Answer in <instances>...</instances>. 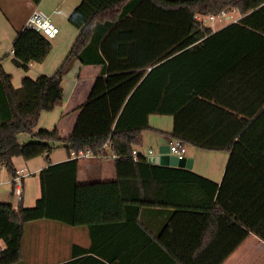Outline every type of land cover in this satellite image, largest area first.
Masks as SVG:
<instances>
[{
	"label": "trees",
	"instance_id": "16d2710c",
	"mask_svg": "<svg viewBox=\"0 0 264 264\" xmlns=\"http://www.w3.org/2000/svg\"><path fill=\"white\" fill-rule=\"evenodd\" d=\"M30 1L38 6L43 0ZM233 10L242 18L218 32L203 22ZM68 22L79 36L54 75L26 76L15 88L0 64V167L16 178L14 158L45 157L49 163L61 148L70 158L40 172L35 207L25 208L23 197L16 209L0 203V264L23 261L25 226L39 221L87 227L91 234L127 226L137 241H147V250L132 260L123 249L110 255L91 235L92 246L66 264H223L250 234L264 240V0H81ZM52 50L51 40L25 27L12 62L28 74ZM76 62L100 68L115 92L126 88L127 74L144 77L123 91L129 98L113 128L92 131L90 121L79 122L67 138L58 129L35 133L41 115L62 103L64 79ZM98 106L103 113L109 108L106 102ZM155 115L173 119L171 137L185 146L228 153L220 186L187 169L151 165L144 157L134 162L133 150L143 147ZM24 135L31 141L23 142ZM106 148L116 156V180L80 184L81 162L72 154L107 155ZM169 170L175 177H164ZM169 184L175 198L160 199L170 193ZM156 208L172 211L158 234L142 222L144 210ZM189 213L220 216V229L230 233L228 246L177 245L178 221Z\"/></svg>",
	"mask_w": 264,
	"mask_h": 264
},
{
	"label": "crops",
	"instance_id": "0c3cea01",
	"mask_svg": "<svg viewBox=\"0 0 264 264\" xmlns=\"http://www.w3.org/2000/svg\"><path fill=\"white\" fill-rule=\"evenodd\" d=\"M80 4L81 0H43L40 5L34 6L30 0H24L22 9L25 14L20 17L16 15L17 11L14 8L7 10L0 3V64L5 72L13 77L15 88L21 87L26 75L36 79L40 75H54L57 73L78 39L79 31L69 24L68 19ZM36 10L48 16L60 28V34L54 40H51L53 50L47 60L41 64H33L30 72L25 75L14 64L15 69L12 68L11 64H9L8 69L6 67L8 65L6 58L11 56V54L13 55V45L18 33L26 27L28 18ZM232 16V19L242 18V15L238 12H235ZM230 17L231 15L224 19L231 21L227 25H207V22H214L208 20L205 21V25L212 28L215 33L234 23L233 20L229 19ZM217 20L222 21V19ZM10 58L11 63H13V56ZM99 74L100 68L83 66L81 63L76 62L73 69L64 79V98L62 103L54 111L41 115L35 133L40 130L53 131V129H58L60 134L67 138L75 133L79 122L85 124L90 121L92 122V131L113 128L129 98L123 91L132 90L139 81H142L144 74H127L128 76L124 79L126 88H119L121 91L118 92H115L114 86L107 81L110 78L109 76L101 78ZM224 90L227 94V87ZM133 91L129 93L132 94ZM120 96L122 97L120 98ZM104 102L107 103L109 108L103 113L98 105ZM152 117H150L152 129L144 133L143 147L140 149L136 148L143 154L147 153L144 151L146 148H148V151L156 152L158 150L159 152V148L162 145L168 144L173 139L171 137L173 119L170 131H165L157 125L156 120H152ZM59 150H55L51 154L49 163L55 165L70 160L67 152L64 154L59 152ZM106 152L110 154L108 148H106ZM211 153L202 156L204 162L199 163L198 170L197 152L189 153L186 158L193 161V167L189 171L220 186L224 179L229 155L227 152ZM80 162L78 170V182L80 184L112 182L117 178L115 164L112 159L90 158L80 160ZM49 163L45 157L31 161H25L20 157L13 159L17 175L21 171L25 175L23 178L22 200V205L25 208L35 207L41 199L39 174L49 166ZM162 173L164 177L165 175L167 177H175L174 171L169 170ZM13 179L6 168L0 167V203L5 202L2 197V194L5 193L8 198L15 200L16 203L9 201V199L7 202L13 204L16 209L20 202L16 197L12 196ZM167 188L171 189L170 193L168 195L163 194L160 199L175 198L176 190L174 184H169ZM171 214L172 211L169 209H146L143 212L142 222L158 234L167 223ZM182 217H184V221H178L174 237L177 245L186 246V244H189L190 246L212 250H221L228 246L230 233L227 228L220 229V223L217 220V217L220 216H201L189 213L188 216ZM120 229L114 225L99 227L94 228L91 234V230L87 227L74 228L52 221L29 223L25 226L24 257L19 264H66L71 262L75 259V252L77 256L80 249H88L92 246L91 235L96 238L97 245L101 249H107L110 255L115 254L114 256H116L123 249L128 255H131L132 260L141 256L148 248L147 241L144 239L137 241L138 238L135 237L134 228L132 227L127 228L126 226ZM75 247L77 249H74ZM4 248V243L0 242V252ZM139 260L141 261V259ZM139 264H143V262L141 261ZM223 264H264V240L255 234H250Z\"/></svg>",
	"mask_w": 264,
	"mask_h": 264
},
{
	"label": "built area",
	"instance_id": "2783aa9c",
	"mask_svg": "<svg viewBox=\"0 0 264 264\" xmlns=\"http://www.w3.org/2000/svg\"><path fill=\"white\" fill-rule=\"evenodd\" d=\"M235 12L237 11L236 10H233L231 12L223 11L218 16L211 15V16L204 18L203 22L207 20L215 21L217 19H225L231 15L229 19L233 20L234 23H237L241 18L232 19L233 18L232 14H234ZM199 19L201 20L200 17ZM26 28L40 33L42 36H44L48 40H54L60 34V29L51 21V19L48 16H46L43 12L39 10L34 11L31 14V16L28 18L27 23H26ZM168 145L170 147L171 156H174L178 158L179 160H183L184 158L187 157V148L183 144V142L172 139L168 143ZM155 155H158V152H154L150 150L147 153L143 154L138 149H134L132 153V158L134 162H138L141 157H144L147 159ZM72 158L78 159V160H85V159H90V158L115 160L116 156L112 154L97 156L91 150H89L86 152H79L77 154L73 153ZM24 176L25 175L23 171L18 172L17 177L14 178L12 181L13 183V189L11 191L12 196L16 197L19 200V202L21 201L23 197V178Z\"/></svg>",
	"mask_w": 264,
	"mask_h": 264
},
{
	"label": "rangeland",
	"instance_id": "374dc122",
	"mask_svg": "<svg viewBox=\"0 0 264 264\" xmlns=\"http://www.w3.org/2000/svg\"><path fill=\"white\" fill-rule=\"evenodd\" d=\"M0 3H1V5L5 8V9H10V8H14L17 12H16V15L17 16H20L21 17V15H24L25 13H24V10L22 9V4L24 3V0H0ZM234 18H236L235 16H234ZM52 21V20H51ZM210 21V20H209ZM53 22V21H52ZM231 21H226V20H224V19H222V21L221 20H217V21H214V22H207V25H217V26H221V25H227V24H229ZM54 23V22H53ZM55 24V23H54ZM56 25V24H55ZM57 26V25H56ZM58 27V26H57ZM59 28V27H58ZM73 28V27H72ZM60 29V28H59ZM64 34V33H63ZM11 54V53H10ZM13 55L11 54V56H8L7 58H6V62H7V64L8 65H6V67L9 69V64H11L12 65V68L13 69H15L14 68V66H13V63H11V58L10 57H12ZM22 71V70H21ZM23 72V71H22ZM23 73H25V72H23ZM25 75H26V73H25ZM27 76V75H26ZM25 76V77H26ZM152 120H156V123H157V125H159V127H161L162 129H164L165 131H170V129H171V125H172V118H170V117H167V116H159V115H155V116H153L152 117ZM54 130V129H53ZM23 142H29V141H31V136H29V135H24V136H22V139H21ZM167 143V142H166ZM186 148H187V155H189V153H193V152H197V154H196V159H198L197 160V170H198V168H199V163L201 162H204V159H203V155H206V154H212L210 151H203V150H200V149H197V148H195V147H192V146H189V145H187L186 146ZM59 150V149H58ZM144 151H146V152H148V148H146V149H144ZM59 152H62V153H64V154H66V149L65 148H62V149H60L59 150ZM156 152H158V150L156 151ZM0 192H1V187H0ZM2 197H3V199H5L4 201L5 202H2V203H8L7 201H8V199H9V201H11V202H13V203H16L15 202V200L14 199H12V198H8L7 197V195H5V193H3L2 194Z\"/></svg>",
	"mask_w": 264,
	"mask_h": 264
},
{
	"label": "water",
	"instance_id": "95a60500",
	"mask_svg": "<svg viewBox=\"0 0 264 264\" xmlns=\"http://www.w3.org/2000/svg\"><path fill=\"white\" fill-rule=\"evenodd\" d=\"M148 162L151 165H159L164 167H177L180 169L191 170L193 161L187 158L179 160L178 158L170 155V147L168 144L162 145L159 148L158 155L149 158Z\"/></svg>",
	"mask_w": 264,
	"mask_h": 264
}]
</instances>
